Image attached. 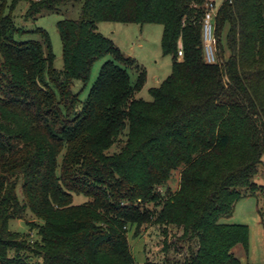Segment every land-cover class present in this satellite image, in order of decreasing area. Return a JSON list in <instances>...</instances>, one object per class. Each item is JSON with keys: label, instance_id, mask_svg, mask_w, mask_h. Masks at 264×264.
Wrapping results in <instances>:
<instances>
[{"label": "trees", "instance_id": "1", "mask_svg": "<svg viewBox=\"0 0 264 264\" xmlns=\"http://www.w3.org/2000/svg\"><path fill=\"white\" fill-rule=\"evenodd\" d=\"M208 2L0 0V264H136L127 233L148 225L196 241L183 264H240L233 251L247 252L250 230L220 218L256 190L264 160V0L220 6L216 65L203 59ZM21 3L32 23L79 5L77 20L56 24L61 71L46 32L14 23ZM102 22L162 27L171 73L150 102L137 98L145 72L97 32ZM105 57L80 101L74 82ZM24 219L34 238L10 229Z\"/></svg>", "mask_w": 264, "mask_h": 264}, {"label": "rangeland", "instance_id": "2", "mask_svg": "<svg viewBox=\"0 0 264 264\" xmlns=\"http://www.w3.org/2000/svg\"><path fill=\"white\" fill-rule=\"evenodd\" d=\"M225 0H211L214 9L218 10ZM26 9V4L21 3L14 10L12 17L14 23L31 31L40 28L46 32L51 43L54 55L53 66L57 71L63 68L62 44L58 35L56 24L61 20H77L79 18V5H67L58 11L44 13L35 22H24L22 15ZM97 32L105 39L109 40L121 54L130 58L134 62V67L141 69L146 74V82L137 98L150 102L152 97L149 93L151 88L157 87L154 77H158L159 82L164 81L171 73V57L164 56L161 51L162 27L155 24L136 25L102 22L97 24ZM226 29L221 34L222 44L225 40ZM24 40H39L36 34H26ZM180 49V47H179ZM218 52V49H217ZM110 57L97 60L89 75L86 84L74 82L72 90L79 94V100L84 101L89 93L92 84L95 82L101 66ZM133 67V68H134ZM133 68L127 69L132 83L136 81V71ZM120 144L114 145L108 154H113L119 150ZM173 183L171 188H176L179 171L173 173ZM255 183L256 190L250 195L249 191H244L246 195L238 201L228 216L220 218L221 223L242 224L249 228V245L245 252L241 246H237L233 253L240 264H264V160L258 167ZM84 199L75 197L74 203L81 204ZM30 221V219H28ZM10 229L35 237L26 225V219L16 220L10 223ZM182 232L176 228H170L167 235L163 234L162 227L148 225L143 227L137 237H133V232L127 233L130 252L136 264H183L188 258L189 248L197 249L196 241H180ZM167 248V249H165Z\"/></svg>", "mask_w": 264, "mask_h": 264}, {"label": "built area", "instance_id": "3", "mask_svg": "<svg viewBox=\"0 0 264 264\" xmlns=\"http://www.w3.org/2000/svg\"><path fill=\"white\" fill-rule=\"evenodd\" d=\"M218 10L214 9L212 2L206 4L205 12L202 18L201 38L203 45V59L208 65L219 64L217 52V38L215 36V17ZM178 57H182L181 49L177 52Z\"/></svg>", "mask_w": 264, "mask_h": 264}, {"label": "crops", "instance_id": "4", "mask_svg": "<svg viewBox=\"0 0 264 264\" xmlns=\"http://www.w3.org/2000/svg\"><path fill=\"white\" fill-rule=\"evenodd\" d=\"M209 1H211V0H209ZM154 81L158 84L157 87L163 82V81H162V82L160 83L158 77H154ZM145 82H146V81H145ZM157 87H155V88H157ZM151 89H152V88H151ZM137 95H138V94H137Z\"/></svg>", "mask_w": 264, "mask_h": 264}]
</instances>
